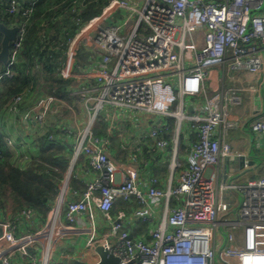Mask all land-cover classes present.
<instances>
[{
  "label": "built area",
  "instance_id": "built-area-1",
  "mask_svg": "<svg viewBox=\"0 0 264 264\" xmlns=\"http://www.w3.org/2000/svg\"><path fill=\"white\" fill-rule=\"evenodd\" d=\"M19 8V0H11L7 11ZM123 9L121 21L108 22ZM25 24L18 25L20 39L12 44L8 65L18 58ZM81 45L93 53L75 68ZM61 74L71 79L70 95L80 99L81 111L54 94L31 105L23 94L8 102L16 119L41 126L66 111L75 118L58 124L72 135L71 166L46 219L29 229L38 220L32 209L21 210L19 222L0 209V264H65L97 246L118 257V264H264V0H143L142 6L108 0L71 40ZM11 75L7 68L0 79ZM137 113L152 116L151 148L159 152L168 146V118L176 119L177 145L169 163L171 173H178L176 186L158 188L154 176L140 182L136 164L114 159L109 137L95 132L104 120L112 130L115 120ZM183 122L196 132L186 165L177 150ZM5 140L15 146L10 135ZM81 157L99 174L69 198L72 167ZM227 161L236 170L219 182ZM131 197L141 204L135 214L143 219L150 218L151 204L166 202L149 240L130 237L122 229L123 214L117 220L111 216L119 198ZM97 209L110 224L104 236L97 232ZM83 216L89 228L82 254L56 255L61 237L76 230L73 223ZM99 260L97 254L88 263Z\"/></svg>",
  "mask_w": 264,
  "mask_h": 264
},
{
  "label": "trees",
  "instance_id": "trees-1",
  "mask_svg": "<svg viewBox=\"0 0 264 264\" xmlns=\"http://www.w3.org/2000/svg\"><path fill=\"white\" fill-rule=\"evenodd\" d=\"M10 1L0 0V22L7 26L26 24L16 62L12 65L0 62V74L7 68L12 71L11 76L0 79V110L7 109L11 98L19 94L25 96L29 105L40 96L54 94L75 102V109L80 111L81 101L69 94L71 79L61 74V67L79 28L99 15L108 0H35L32 11L26 16L23 12L32 0H19L21 8L14 13L7 11ZM90 52L92 50L84 45L79 47L75 68L86 65L83 60ZM37 90L40 92L36 93ZM64 119L63 116L48 117L30 141V149L18 154L7 147L0 130V209L10 220L21 221L20 211L28 208L37 214V219H46L57 195L58 183L70 162L72 135L58 127ZM103 124L106 123L103 121ZM101 129L95 132L104 136ZM50 135L58 137L50 139ZM130 200L119 198L111 213L116 214L119 209L129 212L132 205H136ZM125 203L129 204L125 206Z\"/></svg>",
  "mask_w": 264,
  "mask_h": 264
},
{
  "label": "crops",
  "instance_id": "crops-1",
  "mask_svg": "<svg viewBox=\"0 0 264 264\" xmlns=\"http://www.w3.org/2000/svg\"><path fill=\"white\" fill-rule=\"evenodd\" d=\"M134 1L137 2L138 6L143 5V0ZM126 12L127 11L124 9L120 10L119 12L111 15L108 19L112 20L110 22H119L125 17ZM91 50L92 52L89 53V56L93 53V49ZM89 56L87 55V58H85L83 62L86 63V59H88ZM39 92L40 91L37 90L36 93ZM82 106L83 105L80 102L81 109ZM242 109L246 112V114H248L251 108L247 109L246 107ZM186 110L191 111L188 108ZM78 111L79 110L75 109V113ZM67 113L68 115L66 114L65 116L66 120L73 123V119L75 117H73L72 112L68 111ZM150 118H152L150 114L137 113L136 117H127L122 122L115 120V128L112 130L110 129L109 121L106 120H104L106 124H103L102 122V124L97 126L95 129L100 130L102 127L103 135L109 137L110 144L108 150L114 159L124 164L128 162H134L136 164V167L139 171L140 182L146 183L151 176H154L157 178L156 187L158 188L166 189L169 186H176L178 184V173H171V169L169 167V163L173 157L174 149L177 145L174 141L176 135L174 130L176 126V119L174 117L168 118V122L171 124L170 130L166 134L168 146L164 151L159 152V150H153L151 148L153 140L149 135L150 128L152 126ZM40 127L41 125L33 120L24 121L16 119L13 114H11L5 107L0 110V130L4 134V138L7 135H10L14 139L15 146L13 148H11L6 142L7 147L13 154H17V152L20 153L28 151L30 146H32L30 141H32L33 136ZM195 138L196 132L190 128L189 122H183V126L178 134L179 146L177 147V150L179 152V158L184 165L188 164V145L192 140H195ZM70 166L71 164L69 162L65 173L69 170ZM233 169L234 165L232 168H229L228 161L227 163L223 162V164L220 166L219 182L224 181L228 173L236 170V168L234 170ZM98 174L99 172L94 171L89 162L84 157H81L72 167V179L68 189V197L75 198L81 194V192L86 188V183L98 176ZM226 197L229 201L234 199L229 194H226ZM129 199H132L129 201L130 203H133L132 201L136 202V205H132L129 212L126 213L124 209H119L118 207L119 210L116 212V214L111 213V216L114 220H117L119 215L123 214V217L120 220L122 229L127 230L133 237L145 238L149 240L150 230L157 223H160L164 218L166 202L162 200L160 202L151 204L150 208H146L150 211L148 214L150 215V218L143 219L136 216L135 214L137 209L140 208V203L138 200L135 197H131ZM126 204L129 203H125V206ZM122 206L123 205H121V208ZM95 218L97 220L98 235L104 236L110 229V224H108L109 222L106 220V218H104L102 212H100L98 209L95 210ZM43 221L38 219L36 224L29 229H35L40 224V222ZM73 227L76 230H73L72 232L61 237V240L56 246V255L78 256L82 254V250H84V245L88 239V217H81L80 220L73 223ZM85 251L86 253L84 252L82 255V260L92 262L97 257V252L95 249L88 248Z\"/></svg>",
  "mask_w": 264,
  "mask_h": 264
},
{
  "label": "water",
  "instance_id": "water-1",
  "mask_svg": "<svg viewBox=\"0 0 264 264\" xmlns=\"http://www.w3.org/2000/svg\"><path fill=\"white\" fill-rule=\"evenodd\" d=\"M19 26H7L0 22L1 46H0V62L7 64L12 44L18 41ZM132 237V235H130ZM95 251L99 255L100 260L95 264H118L119 258L105 250L101 246H97ZM65 264H91L81 259H64Z\"/></svg>",
  "mask_w": 264,
  "mask_h": 264
},
{
  "label": "rangeland",
  "instance_id": "rangeland-1",
  "mask_svg": "<svg viewBox=\"0 0 264 264\" xmlns=\"http://www.w3.org/2000/svg\"><path fill=\"white\" fill-rule=\"evenodd\" d=\"M119 12V11H118ZM117 13V12H116ZM110 21H112V20H108V22H110ZM81 58V54L80 55H78V59H80ZM90 252V251H89ZM91 252H92V250H91Z\"/></svg>",
  "mask_w": 264,
  "mask_h": 264
}]
</instances>
